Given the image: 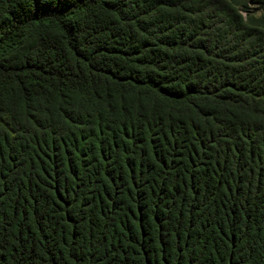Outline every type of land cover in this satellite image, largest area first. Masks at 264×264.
<instances>
[{"label": "trees", "instance_id": "trees-1", "mask_svg": "<svg viewBox=\"0 0 264 264\" xmlns=\"http://www.w3.org/2000/svg\"><path fill=\"white\" fill-rule=\"evenodd\" d=\"M251 3L0 0V264H264Z\"/></svg>", "mask_w": 264, "mask_h": 264}, {"label": "rangeland", "instance_id": "rangeland-1", "mask_svg": "<svg viewBox=\"0 0 264 264\" xmlns=\"http://www.w3.org/2000/svg\"><path fill=\"white\" fill-rule=\"evenodd\" d=\"M246 4H247V12L250 13H255L257 15H259L260 13H258L257 11V7L251 3V0H245ZM245 16V13L243 14Z\"/></svg>", "mask_w": 264, "mask_h": 264}]
</instances>
